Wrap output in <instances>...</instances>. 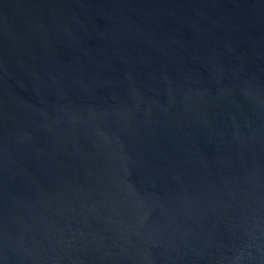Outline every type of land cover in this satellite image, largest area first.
I'll list each match as a JSON object with an SVG mask.
<instances>
[{
    "label": "water",
    "instance_id": "1",
    "mask_svg": "<svg viewBox=\"0 0 264 264\" xmlns=\"http://www.w3.org/2000/svg\"><path fill=\"white\" fill-rule=\"evenodd\" d=\"M0 264H264V0H0Z\"/></svg>",
    "mask_w": 264,
    "mask_h": 264
}]
</instances>
